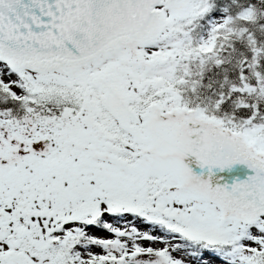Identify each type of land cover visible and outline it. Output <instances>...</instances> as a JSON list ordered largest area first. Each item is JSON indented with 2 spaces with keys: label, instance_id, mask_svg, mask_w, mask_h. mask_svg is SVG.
Masks as SVG:
<instances>
[{
  "label": "snow or ice",
  "instance_id": "obj_1",
  "mask_svg": "<svg viewBox=\"0 0 264 264\" xmlns=\"http://www.w3.org/2000/svg\"><path fill=\"white\" fill-rule=\"evenodd\" d=\"M0 264H264V0H0Z\"/></svg>",
  "mask_w": 264,
  "mask_h": 264
}]
</instances>
